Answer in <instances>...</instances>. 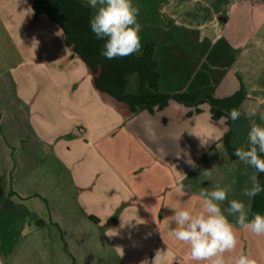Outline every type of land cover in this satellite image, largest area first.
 Here are the masks:
<instances>
[{"label": "crops", "instance_id": "1", "mask_svg": "<svg viewBox=\"0 0 264 264\" xmlns=\"http://www.w3.org/2000/svg\"><path fill=\"white\" fill-rule=\"evenodd\" d=\"M132 3L141 43L156 44L160 91L223 99L243 79L240 118L229 128L227 118L212 119L208 103L174 100L132 114L98 91L63 29L36 15L32 0H0V23L25 47V79L32 76L22 85L10 71L0 73V264H152L157 250L161 264H196L189 246L169 235L171 216L199 211L201 190L226 185L221 208L238 244L225 258L243 252L264 264V235L226 211L237 199L248 220L264 215V192L243 194L258 172L225 148L228 133L236 149L247 145L253 125L264 126V0Z\"/></svg>", "mask_w": 264, "mask_h": 264}, {"label": "clouds", "instance_id": "2", "mask_svg": "<svg viewBox=\"0 0 264 264\" xmlns=\"http://www.w3.org/2000/svg\"><path fill=\"white\" fill-rule=\"evenodd\" d=\"M88 3L96 9L90 20L91 31L97 39L106 38L102 51L105 58H123L139 53L142 47L139 35L141 25L137 19L139 8L133 5L132 0H88ZM249 112L256 115L255 108H250ZM240 116L236 108L228 112L233 122ZM260 119L264 120V115ZM234 155L256 172L264 173V126L253 125L247 134V145L237 147ZM251 181V187L246 188L243 194L254 198L264 192V186L256 175L251 177ZM176 191L183 196V185L178 186ZM230 191V185L217 186L211 191L201 190L199 211L174 209L171 221L175 227L169 235L189 246L190 258L196 264H257L255 259L243 252L231 262L225 258V253L235 250L238 244L234 226L221 208L222 203L228 200ZM226 211L236 217V223L242 228L257 236L264 235V215L256 213L248 220V211L242 201L230 200ZM162 254L157 250L152 264H161Z\"/></svg>", "mask_w": 264, "mask_h": 264}, {"label": "trees", "instance_id": "3", "mask_svg": "<svg viewBox=\"0 0 264 264\" xmlns=\"http://www.w3.org/2000/svg\"><path fill=\"white\" fill-rule=\"evenodd\" d=\"M36 15H46L58 24L65 33V44L87 65L95 87L102 94L125 104L132 114L142 111L154 113L168 106L171 100L188 107L208 103L213 120L227 118L228 127L233 121L228 117L232 108L238 109L246 99L244 86L234 95L217 99L212 95L194 92L165 94L160 91L159 64L155 58L154 42L141 43L139 53L127 57L107 59L102 55L105 39H97L91 31L90 20L93 8L84 0H32ZM196 112H200L196 109ZM225 148L231 160L235 157L230 145V134L225 139ZM264 182V173H258Z\"/></svg>", "mask_w": 264, "mask_h": 264}, {"label": "rangeland", "instance_id": "4", "mask_svg": "<svg viewBox=\"0 0 264 264\" xmlns=\"http://www.w3.org/2000/svg\"><path fill=\"white\" fill-rule=\"evenodd\" d=\"M204 13L208 15V13ZM260 30H264V25L263 27L261 26ZM11 37L12 36L9 33L7 25L3 22L0 23V73H4V71H10L12 77H14L18 83H22V85H24L27 80L32 79V76L30 75L27 77V79H25L24 75L28 69V64L25 62H29L31 58L28 57L25 47L19 46L18 42L14 44V39H11ZM21 62L25 64H23L22 67L17 68ZM12 68H17V70L12 72ZM2 75L3 74H0V81L3 79ZM36 78H40V75L36 76ZM241 80V86H244L243 79ZM0 90L4 91L2 88Z\"/></svg>", "mask_w": 264, "mask_h": 264}]
</instances>
